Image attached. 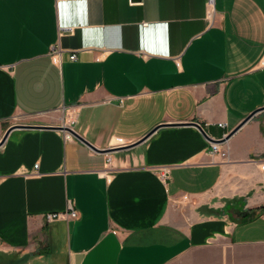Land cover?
I'll return each instance as SVG.
<instances>
[{
	"label": "crops",
	"instance_id": "0c3cea01",
	"mask_svg": "<svg viewBox=\"0 0 264 264\" xmlns=\"http://www.w3.org/2000/svg\"><path fill=\"white\" fill-rule=\"evenodd\" d=\"M262 106L264 0H0V264H264Z\"/></svg>",
	"mask_w": 264,
	"mask_h": 264
},
{
	"label": "water",
	"instance_id": "95a60500",
	"mask_svg": "<svg viewBox=\"0 0 264 264\" xmlns=\"http://www.w3.org/2000/svg\"><path fill=\"white\" fill-rule=\"evenodd\" d=\"M264 110V106H262L260 109H257L255 111H252L249 115H247L242 121H240V123H238L233 129H231L224 137H222L221 139H210L207 134L205 133V131L203 130L202 126L199 123H193V125H195L201 132L202 134L208 138L209 140H211L212 142H217V143H225L235 132H237L247 121H249L257 112H260ZM14 127H33L30 125H12L10 126L6 132L4 133L3 137L1 138L0 144L5 140L7 134L9 133V131ZM37 127V126H36ZM46 128H54V129H58V130H63L68 132L71 136H73L74 138H76L77 140H79L81 143H83L84 145H86L89 149L92 150V152H96V153H100V154H109L115 151L119 150H127L130 149L140 143H142L143 141H145L148 136L151 134L148 133L147 135H145L144 137H142L141 139L137 140V141H133L131 143H127V144H123V145H119V146H114V147H106V148H97L95 147L93 144H91L88 140H86L84 137H82L80 134H78L74 129H72L69 126H65V125H60V126H44Z\"/></svg>",
	"mask_w": 264,
	"mask_h": 264
},
{
	"label": "built area",
	"instance_id": "2783aa9c",
	"mask_svg": "<svg viewBox=\"0 0 264 264\" xmlns=\"http://www.w3.org/2000/svg\"><path fill=\"white\" fill-rule=\"evenodd\" d=\"M60 49L56 46L51 47V51H50V55L53 57V59L55 61H58V57L60 54ZM69 59L70 60H74L76 59V54L75 53H71L69 55ZM220 127H225L224 123H220L219 124ZM69 137V135L67 136ZM208 153L211 155H217L220 158L224 159L227 157V149L226 147L223 146V143H217V142H210V148L208 150ZM160 176L162 179H166L168 176V169L167 168H163L160 170ZM72 217L75 218L77 217V212L75 209H73V207H71V205H69L68 207V212H55V213H47L45 215L46 221H55L64 217Z\"/></svg>",
	"mask_w": 264,
	"mask_h": 264
},
{
	"label": "trees",
	"instance_id": "16d2710c",
	"mask_svg": "<svg viewBox=\"0 0 264 264\" xmlns=\"http://www.w3.org/2000/svg\"><path fill=\"white\" fill-rule=\"evenodd\" d=\"M262 132L264 133V127L262 128ZM240 201L243 203V199H240ZM230 202H232V201H230ZM235 202H239V200L235 199ZM255 210H261V207H258ZM225 211H230V216L235 221L239 222V221H245V220L249 219V214L247 213V211L243 210L242 207H238L237 205H233V204L227 205L225 207Z\"/></svg>",
	"mask_w": 264,
	"mask_h": 264
},
{
	"label": "rangeland",
	"instance_id": "374dc122",
	"mask_svg": "<svg viewBox=\"0 0 264 264\" xmlns=\"http://www.w3.org/2000/svg\"><path fill=\"white\" fill-rule=\"evenodd\" d=\"M218 190H220V188H218ZM248 196H250V193H248L246 196H241V197H238V198L235 197L237 200H239V202H238L239 203V206L242 207L243 210H244L245 205L247 204ZM235 198H233V199H235ZM240 199H243V203L240 201ZM245 209H246L245 211H247V213L249 214V216H251V214L252 215L256 214L255 213V209L256 208H245Z\"/></svg>",
	"mask_w": 264,
	"mask_h": 264
}]
</instances>
